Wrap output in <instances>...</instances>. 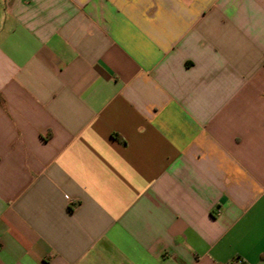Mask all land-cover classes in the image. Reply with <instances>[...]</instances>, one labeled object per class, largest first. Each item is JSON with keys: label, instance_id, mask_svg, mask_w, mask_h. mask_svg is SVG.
Returning <instances> with one entry per match:
<instances>
[{"label": "crops", "instance_id": "obj_1", "mask_svg": "<svg viewBox=\"0 0 264 264\" xmlns=\"http://www.w3.org/2000/svg\"><path fill=\"white\" fill-rule=\"evenodd\" d=\"M264 264V0H0V264Z\"/></svg>", "mask_w": 264, "mask_h": 264}, {"label": "built area", "instance_id": "obj_2", "mask_svg": "<svg viewBox=\"0 0 264 264\" xmlns=\"http://www.w3.org/2000/svg\"><path fill=\"white\" fill-rule=\"evenodd\" d=\"M236 264H245L243 261H237Z\"/></svg>", "mask_w": 264, "mask_h": 264}]
</instances>
